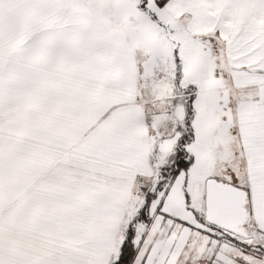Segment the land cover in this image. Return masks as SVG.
I'll return each instance as SVG.
<instances>
[{"label": "snow or ice", "instance_id": "snow-or-ice-1", "mask_svg": "<svg viewBox=\"0 0 264 264\" xmlns=\"http://www.w3.org/2000/svg\"><path fill=\"white\" fill-rule=\"evenodd\" d=\"M0 264H264V0H0Z\"/></svg>", "mask_w": 264, "mask_h": 264}]
</instances>
